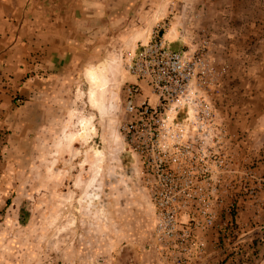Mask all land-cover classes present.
<instances>
[{"label":"crops","instance_id":"0c3cea01","mask_svg":"<svg viewBox=\"0 0 264 264\" xmlns=\"http://www.w3.org/2000/svg\"><path fill=\"white\" fill-rule=\"evenodd\" d=\"M172 1L173 14L163 35L173 49L190 53L202 44L199 37L190 39V34L199 14L210 10L211 0ZM258 3L264 12L263 0H245L239 11L248 12L251 4ZM166 6L163 0H0V264L33 260L31 237L36 229L30 221L19 223L21 203L29 198L19 193L18 175L26 172V187H33L29 174L36 168V153L40 154L38 142L47 147V158H51L52 143L70 138L73 89L83 77L90 83L89 77L103 75L104 63L115 61L120 52L125 54L126 45L133 48L145 41L147 19L153 13L150 20H155ZM240 18L243 21L234 30L214 23L216 30L205 39L204 48L216 60L220 74L213 100L224 121L245 136L244 145L249 143L246 146L256 157L258 170L264 145V23L256 24L252 36V23L247 28L245 15ZM121 79L118 83L124 84L123 75ZM230 82L233 93L228 94ZM112 91L107 94V107L112 104ZM227 96L232 106H227ZM133 166L136 176L126 180L135 187L127 191L120 213L112 208L95 214L92 225L81 234L106 237V248L112 253L106 264H128L132 237L146 236L154 227V210L138 182L134 158ZM257 200L252 197L251 204ZM236 220L234 243L264 250V213L240 212ZM198 235L204 250L194 264H215L222 252L213 243L216 233Z\"/></svg>","mask_w":264,"mask_h":264},{"label":"built area","instance_id":"2783aa9c","mask_svg":"<svg viewBox=\"0 0 264 264\" xmlns=\"http://www.w3.org/2000/svg\"><path fill=\"white\" fill-rule=\"evenodd\" d=\"M124 68L134 80L123 84L127 116L119 130L152 204L153 230L176 249L170 264H194L204 250L198 233L208 231L228 254L215 264H231L230 255L241 252L234 243L240 189L246 177L250 192L256 189L257 159L213 100L219 81L213 59L173 49L154 32L127 54Z\"/></svg>","mask_w":264,"mask_h":264},{"label":"rangeland","instance_id":"374dc122","mask_svg":"<svg viewBox=\"0 0 264 264\" xmlns=\"http://www.w3.org/2000/svg\"><path fill=\"white\" fill-rule=\"evenodd\" d=\"M228 1L229 5L226 0H211L210 10L205 15L202 12L199 14L198 21L191 30L190 39L199 37L202 44L192 52H206L205 39L214 34L213 31L216 30L214 23H220L219 25L227 30H234L236 24L239 25L241 19L243 21V18H240L242 14L250 21L246 23L247 28L252 23L250 34L256 35V24L264 23V12L260 9V4H251L250 11L242 13L239 10L245 4V0ZM172 3V0H163V6L166 4L168 9L157 13L155 20H150L153 13L147 19L144 27L147 30L145 41L154 32L164 37L163 34L169 28L173 14ZM192 12V15L194 13L198 15L197 11ZM166 40L170 45L168 39ZM145 41L136 43L133 48L126 45V53L120 52L115 61L104 63L103 75L89 77L90 83L83 77V82L78 83L76 89H73L71 107L73 121L68 130L70 138L52 143L51 158H47V147L44 149L42 141L38 142L36 149L40 154L36 153L34 158L36 168L29 174V178L33 179L32 188L26 187L28 176L26 172L18 175L19 193L24 199L29 198V202L24 200L21 203L19 223L30 221L31 226L36 229L31 237L33 242L31 264H106L108 257H111L112 253L106 248L105 236L81 234L84 233L85 227L92 225L91 218L94 219L95 214H101L107 209L112 211V208H116L115 213H120V206L126 198L127 191L135 187L133 182L126 180L134 175L133 158L136 161V157L129 150L119 130L120 122L127 115L123 104L124 85L122 81L121 83L118 81L122 80V75L125 82L134 80L133 76L125 72V57ZM213 65L217 69L215 59ZM232 84L233 82H230L228 91L226 90L228 94L233 93ZM110 91L113 92V100L107 107L105 102L107 94H111ZM229 99V96L225 99L227 106H232ZM21 162L26 161L22 159ZM258 162L257 187L251 193L249 178L243 180L240 189L243 200L238 205L237 214L264 213V145L259 150ZM48 167L51 168L50 172L43 171ZM137 171L139 173V170ZM252 197H258L253 204ZM216 207L217 210L220 209ZM230 213L232 216L236 214L234 206ZM82 217L83 225L80 223ZM132 242L134 245L130 250L131 258L128 264H170L176 253L169 239L158 235L153 229L146 236L132 237ZM224 253L225 251L219 253L218 258H224ZM81 254L83 256L80 262ZM227 256L228 254L225 257ZM238 257L243 259L241 264H264V250L242 247Z\"/></svg>","mask_w":264,"mask_h":264},{"label":"trees","instance_id":"16d2710c","mask_svg":"<svg viewBox=\"0 0 264 264\" xmlns=\"http://www.w3.org/2000/svg\"><path fill=\"white\" fill-rule=\"evenodd\" d=\"M231 256V264H241L243 262V259H240L238 256Z\"/></svg>","mask_w":264,"mask_h":264}]
</instances>
